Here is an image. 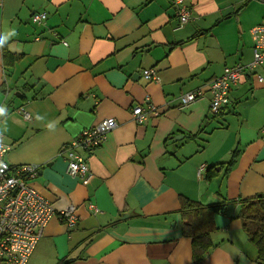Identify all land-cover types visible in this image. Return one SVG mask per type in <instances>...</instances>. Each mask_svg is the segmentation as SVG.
<instances>
[{"label": "crops", "instance_id": "0c3cea01", "mask_svg": "<svg viewBox=\"0 0 264 264\" xmlns=\"http://www.w3.org/2000/svg\"><path fill=\"white\" fill-rule=\"evenodd\" d=\"M185 1L192 17L178 27L174 0H0L7 159L40 165L37 190L57 212L74 203L78 213L74 227L52 217L28 264H194L183 196L203 205L229 200L213 214L204 264H264L238 201L264 194V65L242 76L218 113L207 89L180 101L225 66L252 61L264 0ZM34 12L47 17L35 22ZM148 102L160 114L139 124L132 109ZM108 117L118 125L88 154L84 184L67 172L63 146ZM235 149L229 173L218 166L208 177L207 165L228 162Z\"/></svg>", "mask_w": 264, "mask_h": 264}, {"label": "built area", "instance_id": "2783aa9c", "mask_svg": "<svg viewBox=\"0 0 264 264\" xmlns=\"http://www.w3.org/2000/svg\"><path fill=\"white\" fill-rule=\"evenodd\" d=\"M174 4L178 12V27H183L192 17L191 8L185 0H174ZM46 17V12L32 14L35 22ZM252 36V61L225 66L221 75L207 82L206 88L199 87L183 92L180 95L181 104L187 105L203 97L207 89L212 95L210 111L220 112L230 102L231 88L241 80L242 76L264 65V16L262 21L252 28ZM143 75L147 79L157 78L154 68H144ZM20 111L27 118L31 116L23 108ZM159 114V108L151 102L136 104L132 109L133 118L139 124L145 123L151 115ZM117 125L118 121L115 117L105 118L94 126L84 129L76 139L63 146V151L67 153V172L80 177L84 184L88 183L92 177L87 162L88 154L99 147L108 132ZM10 148V144L4 141L0 130V264H28L52 217L58 213L69 227H74L78 221L77 206L70 203L57 212L51 201L33 184L41 166L34 163L10 162L7 159ZM202 169L204 168L201 167L200 170Z\"/></svg>", "mask_w": 264, "mask_h": 264}, {"label": "trees", "instance_id": "16d2710c", "mask_svg": "<svg viewBox=\"0 0 264 264\" xmlns=\"http://www.w3.org/2000/svg\"><path fill=\"white\" fill-rule=\"evenodd\" d=\"M199 134H190L197 137ZM238 151L235 149L228 162L209 164L206 167L207 176L216 174L218 166H225L224 174L229 173L236 163ZM241 203L239 216L242 219L244 230L250 241L257 247V259L264 262V194L255 197L240 198ZM229 200L223 198L221 201L210 205L190 199L181 198L180 212L183 217V233L192 240V258L194 264L203 262L206 253L214 246L212 233L216 230L213 214L224 212L228 207Z\"/></svg>", "mask_w": 264, "mask_h": 264}, {"label": "rangeland", "instance_id": "374dc122", "mask_svg": "<svg viewBox=\"0 0 264 264\" xmlns=\"http://www.w3.org/2000/svg\"><path fill=\"white\" fill-rule=\"evenodd\" d=\"M77 223H78V221H77ZM77 223L75 224V226L77 225ZM68 225V224H67ZM202 263H204V262H202Z\"/></svg>", "mask_w": 264, "mask_h": 264}, {"label": "clouds", "instance_id": "9594fccd", "mask_svg": "<svg viewBox=\"0 0 264 264\" xmlns=\"http://www.w3.org/2000/svg\"><path fill=\"white\" fill-rule=\"evenodd\" d=\"M0 111H2V110H0Z\"/></svg>", "mask_w": 264, "mask_h": 264}]
</instances>
